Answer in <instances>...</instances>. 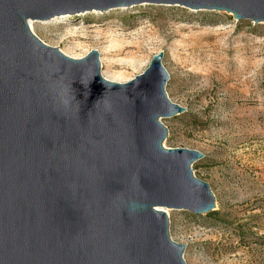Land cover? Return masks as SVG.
I'll use <instances>...</instances> for the list:
<instances>
[{
  "label": "water",
  "instance_id": "95a60500",
  "mask_svg": "<svg viewBox=\"0 0 264 264\" xmlns=\"http://www.w3.org/2000/svg\"><path fill=\"white\" fill-rule=\"evenodd\" d=\"M148 5L264 23V0H0V264H186L167 211L215 212L192 166L167 149L162 52L126 83L41 42L29 22Z\"/></svg>",
  "mask_w": 264,
  "mask_h": 264
},
{
  "label": "rangeland",
  "instance_id": "374dc122",
  "mask_svg": "<svg viewBox=\"0 0 264 264\" xmlns=\"http://www.w3.org/2000/svg\"><path fill=\"white\" fill-rule=\"evenodd\" d=\"M34 24L33 34L66 56L97 51L105 79L124 71L119 62L128 55H115L108 70V31L129 39L144 34L157 44L156 50L145 45L146 65L129 81L164 54L167 96L186 113L162 120L163 146L204 155L192 168L216 198L208 216L168 210L170 236L186 247V264H264V23L144 4ZM154 29L159 38H149Z\"/></svg>",
  "mask_w": 264,
  "mask_h": 264
},
{
  "label": "bare ground",
  "instance_id": "6f19581e",
  "mask_svg": "<svg viewBox=\"0 0 264 264\" xmlns=\"http://www.w3.org/2000/svg\"><path fill=\"white\" fill-rule=\"evenodd\" d=\"M66 17L55 18L53 20L47 21L44 24H52L56 23L59 20H64ZM29 27L32 31L35 29L34 22H29ZM180 33V32H179ZM99 36H102L100 34ZM105 39L109 40V45L103 49V52L107 53L106 63L108 66V70L112 71L114 69V64L112 63V59L116 56H121L124 52L127 51L126 58L123 62H119L124 67V71L114 72L110 78L106 80L113 83H124L129 82V80L133 77L134 74L139 73L143 67L146 65V57L144 55L145 45L150 47L152 50H156L157 44H150L149 40L144 38V34H139L134 38H127L123 35L116 34L114 31H108L105 35ZM160 37L159 30H152V33H149V38ZM157 38V39H158ZM189 46V45H188ZM115 52V53H112ZM85 55L84 52L77 54L76 56H69L74 59H81ZM178 56V55H177ZM129 70H131L129 72ZM168 213V212H167Z\"/></svg>",
  "mask_w": 264,
  "mask_h": 264
}]
</instances>
